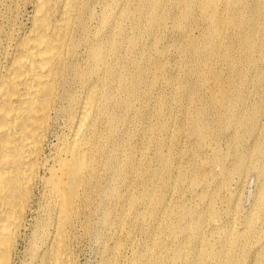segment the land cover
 <instances>
[{
  "label": "rangeland",
  "instance_id": "obj_1",
  "mask_svg": "<svg viewBox=\"0 0 264 264\" xmlns=\"http://www.w3.org/2000/svg\"><path fill=\"white\" fill-rule=\"evenodd\" d=\"M152 1L110 2L121 44L109 58L137 83L120 140L123 159L131 156L135 169L116 181L115 193L106 192L113 178L94 184L82 218L80 263L103 264L112 248L125 245L131 253L140 244L160 259L183 256L185 264H218L214 254L234 246L241 264H264V0H161L155 9ZM33 2L8 0L14 37L30 26ZM199 114L204 138L194 131ZM63 124L51 134L47 154ZM158 196L165 201L162 217L148 203ZM108 211L114 230L125 219L126 230L114 238L103 222ZM28 222L30 234L43 220L34 213ZM198 223L201 240L193 235ZM230 237L239 240L230 245Z\"/></svg>",
  "mask_w": 264,
  "mask_h": 264
},
{
  "label": "bare ground",
  "instance_id": "obj_2",
  "mask_svg": "<svg viewBox=\"0 0 264 264\" xmlns=\"http://www.w3.org/2000/svg\"><path fill=\"white\" fill-rule=\"evenodd\" d=\"M160 1L153 0L150 7L159 8ZM110 2L34 0L30 26L14 37L8 0H0V264H81L77 248L94 184L101 176L113 178L115 183L106 192L115 193L116 181L135 169L131 156L123 159L120 140L137 83L125 79L109 58L121 44L119 34L115 35L117 12L115 17L110 13ZM201 118L199 114L194 131L204 138ZM61 121L66 130L57 132L59 143L47 154L51 134ZM241 154L240 167L246 163ZM156 175L146 177L145 184ZM162 199L148 198L160 217L165 207ZM131 203L136 209L140 199L134 196ZM34 213L43 222L28 234L29 216ZM182 215L189 218L191 212L183 210ZM111 216L106 212L103 222L109 226L107 236L114 238L126 225L122 218L114 230ZM192 229L196 239H203V225ZM238 240L230 237L227 242L234 245ZM135 247L128 253L127 246L118 245L102 263L187 261L183 256L160 259L153 248ZM235 249L216 252L214 258L218 264H241Z\"/></svg>",
  "mask_w": 264,
  "mask_h": 264
}]
</instances>
